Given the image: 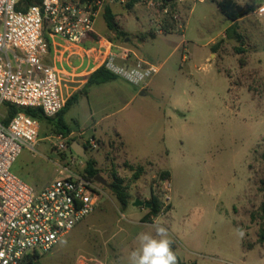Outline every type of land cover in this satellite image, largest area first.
Returning a JSON list of instances; mask_svg holds the SVG:
<instances>
[{
  "label": "rangeland",
  "instance_id": "rangeland-1",
  "mask_svg": "<svg viewBox=\"0 0 264 264\" xmlns=\"http://www.w3.org/2000/svg\"><path fill=\"white\" fill-rule=\"evenodd\" d=\"M128 1L93 6L97 35L86 46L98 48L106 39L129 50L130 63L137 54L158 72L142 95L141 85L120 75L94 86L64 120L76 132L69 145L102 137L104 143L96 138L98 147L86 154L108 185L112 173L123 180L130 203L122 208L109 186L100 184L94 211L40 253L37 264H130L138 236H155L154 225L168 230L177 264H264V243L257 241L264 198V19L256 13L238 22L230 36L211 40L230 21L207 0H171L166 11L142 0L128 8ZM236 1L264 6V0ZM105 3L125 36L106 27ZM83 56H71L63 66L76 81L67 86L76 89L85 77L81 72L98 65ZM38 125L35 152L23 149L11 171L39 190L56 177L60 157L53 147L58 133L45 121ZM137 166L143 172L134 179ZM151 196L160 212L146 221L149 209L132 203Z\"/></svg>",
  "mask_w": 264,
  "mask_h": 264
},
{
  "label": "built area",
  "instance_id": "built-area-1",
  "mask_svg": "<svg viewBox=\"0 0 264 264\" xmlns=\"http://www.w3.org/2000/svg\"><path fill=\"white\" fill-rule=\"evenodd\" d=\"M18 1L0 0V107L9 103L39 108L46 117L56 115L73 89L67 82H75L61 66L71 56L84 55L88 64L104 65L141 86L159 70L140 59L130 63V51L106 39L98 48L85 45L96 34L98 10L93 6L100 0L94 5L93 0H41L26 10L16 9ZM262 8L256 10L259 15ZM93 51L99 53L95 60ZM64 89L69 90L66 96ZM4 119L0 114V264H27L28 256L49 252L92 213L102 191L98 182L84 177V160L70 151L71 133L54 136L60 157L55 179L39 190L23 181L11 167L23 149L35 152L38 121L23 112L7 123ZM83 144L90 150L98 147L94 136Z\"/></svg>",
  "mask_w": 264,
  "mask_h": 264
},
{
  "label": "trees",
  "instance_id": "trees-1",
  "mask_svg": "<svg viewBox=\"0 0 264 264\" xmlns=\"http://www.w3.org/2000/svg\"><path fill=\"white\" fill-rule=\"evenodd\" d=\"M139 1L141 0H129L127 3V7L131 8L135 3ZM154 1L158 2L162 9H165L171 0H154ZM40 3L41 0H19L16 5V9L26 10L29 6L38 5ZM215 4L218 11L230 21L238 20L239 18H242L254 12L258 8L256 3L253 1L245 3L244 5H240L239 3H237L236 0H218L215 1ZM170 6L174 7L173 4H171ZM103 19L106 24V27L110 31L114 32L116 36L118 37L125 36V33L119 29L118 24L115 20V15L111 10V8L109 7L108 3H105L103 7ZM233 30H234V26L229 27L226 31V34L229 36ZM166 33H168V31L163 30V34ZM150 36L153 38L155 37V34L152 33ZM117 77H118L117 74L108 70L104 65L97 67L95 70H93L91 73L87 75L86 82L81 90L82 93L77 92L71 94L66 99L60 111H58V113L52 117H46L39 108H30V107L19 108L9 103H3V107L6 113L4 122L7 123L17 112H23L31 116L32 118L36 119L38 122L45 121L47 124L52 125L58 134H62L66 136L71 133V129L69 125L65 122L64 115L71 106H73L78 102L80 94H87L89 88L112 81ZM82 145L84 146L85 149H87V145L85 144ZM70 151L72 152L71 149ZM261 158L262 160H264V152L262 153ZM82 172L85 178L91 181H95L94 177L99 173V170L96 167V162L93 158H88L87 160H84V168ZM142 172H143V168L141 166H137L134 169L133 178L137 179ZM108 186L111 192L113 193V195L115 196L119 205L122 208H125L130 203V194L128 193V187L124 185L123 180L117 177L115 173H112V180ZM262 190L264 196V180L262 181ZM148 202L151 203V207L149 208L148 214L145 217L146 221L150 220L152 217H157L160 212V204L157 198L151 196ZM258 216L261 220V226L258 231L257 241L258 243H264V198L259 206ZM39 257L40 255L37 254L28 256L27 264H37V260Z\"/></svg>",
  "mask_w": 264,
  "mask_h": 264
},
{
  "label": "clouds",
  "instance_id": "clouds-1",
  "mask_svg": "<svg viewBox=\"0 0 264 264\" xmlns=\"http://www.w3.org/2000/svg\"><path fill=\"white\" fill-rule=\"evenodd\" d=\"M264 12V8L261 9ZM156 235L141 233L140 247L130 254V264H177V257L171 248L168 230L154 225Z\"/></svg>",
  "mask_w": 264,
  "mask_h": 264
},
{
  "label": "crops",
  "instance_id": "crops-1",
  "mask_svg": "<svg viewBox=\"0 0 264 264\" xmlns=\"http://www.w3.org/2000/svg\"><path fill=\"white\" fill-rule=\"evenodd\" d=\"M195 1H201V0H195ZM211 5H213L216 9H217V7H216V4H215V1H218V0H207ZM194 6H195V2L193 3V6L191 7V9L189 10V13H191L192 11H193V9H194ZM218 10V9H217ZM257 12H256V10L254 11V12H252V13H250V14H248V15H246V16H244V17H242V18H239L238 20H235V21H230V23L228 24V26L224 29V30H220V32H218L214 37H212L211 38V40H213V38H215L216 36H221L222 38L223 37H225V36H228L227 34H226V31H227V29L229 28V27H231V26H235L238 22H240V21H242V20H244V19H247V18H250L251 16H254V15H257L256 14ZM223 15V14H222ZM224 16V15H223ZM257 16H259L260 18H263L264 19V13L263 14H261V15H257ZM225 17V16H224ZM226 18V17H225ZM227 19V18H226ZM228 20V19H227ZM213 22V21H212ZM97 35V34H96ZM230 36V35H229ZM89 41H91L90 39L88 40V41H86L85 42V45H89L91 42H89ZM135 57H136V59H140V60H143V61H145V62H147L146 60H144V59H142V58H140L137 54H135L134 55ZM64 63V64H63ZM67 63H68V59H65V58H63L62 59V61H61V66L63 67L64 65H67ZM148 63V62H147ZM97 67H93V68H91L90 70H85L84 72H81V74H82V76H83V74H85V77L82 79V80H77V81H79L80 82V85L75 89L74 87H73V89H72V91L70 92L71 94L74 92V90H82V88H83V85L85 84V82H86V77H87V75L89 74V73H91L93 70H95ZM80 74V73H79ZM87 74V75H86ZM73 79V78H72ZM74 80V79H73ZM75 81V80H74ZM76 82V81H75ZM101 85V84H100ZM98 86V85H97ZM94 87V86H93ZM93 87H91V88H93ZM91 88H89L88 89V91H87V94H80V97H81V99H83V98H87L88 97V95H89V92H90V89ZM145 89H146V87H144V86H139L138 88H137V91H138V94L139 95H141L140 93L141 92H143V94H144V91H145ZM70 94V95H71ZM79 97V98H80ZM133 98H134V96H133ZM133 98H131V99H133ZM97 122H95L93 125H95ZM74 133H76L75 131H73V130H71V134L73 135ZM80 134V133H79ZM116 135L118 136V133H116ZM97 138V137H96ZM97 139H99L100 140V142H101V144L102 143H104V141H103V139H102V137H98ZM54 178H55V176H54ZM53 178V179H54ZM139 179V178H138ZM51 182V181H50ZM49 182V183H50ZM48 183V184H49ZM47 184V185H48ZM47 185H45V186H47ZM136 199H139V198H136ZM140 200V199H139ZM142 201V200H141Z\"/></svg>",
  "mask_w": 264,
  "mask_h": 264
},
{
  "label": "water",
  "instance_id": "water-1",
  "mask_svg": "<svg viewBox=\"0 0 264 264\" xmlns=\"http://www.w3.org/2000/svg\"><path fill=\"white\" fill-rule=\"evenodd\" d=\"M141 95L143 94V92L140 93ZM71 150L79 157L83 158L84 160L88 159V156L86 154V149L84 148L83 145L79 144L77 141H74L71 143L70 145ZM94 180L96 182H98L99 184L103 185V186H108V183L106 182V180L100 175L97 174L94 177ZM133 206H143L147 209H149L151 207V203L148 201H141L139 199H135L133 201Z\"/></svg>",
  "mask_w": 264,
  "mask_h": 264
}]
</instances>
